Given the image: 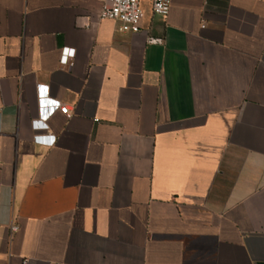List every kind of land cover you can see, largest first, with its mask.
<instances>
[{"label":"crops","instance_id":"crops-1","mask_svg":"<svg viewBox=\"0 0 264 264\" xmlns=\"http://www.w3.org/2000/svg\"><path fill=\"white\" fill-rule=\"evenodd\" d=\"M141 6L0 0V264H264V0Z\"/></svg>","mask_w":264,"mask_h":264},{"label":"built area","instance_id":"built-area-1","mask_svg":"<svg viewBox=\"0 0 264 264\" xmlns=\"http://www.w3.org/2000/svg\"><path fill=\"white\" fill-rule=\"evenodd\" d=\"M101 9L98 13L100 20H112L120 23L119 31L122 33H139L141 22L144 18V10L141 6L143 0H97ZM150 3L152 12L155 15L167 17L171 9V0H146ZM151 44H162L161 39H150ZM75 55V50L63 48L61 51V63L67 65ZM38 115L32 121V128L36 132L49 131L48 121L57 112L62 113L67 118L72 115L70 107L61 101L50 97L49 86L38 85ZM57 137L55 135H37L34 137L36 143L52 146ZM17 230L16 227L13 228ZM23 264H29L25 260Z\"/></svg>","mask_w":264,"mask_h":264}]
</instances>
